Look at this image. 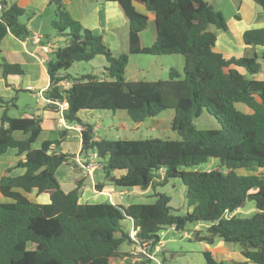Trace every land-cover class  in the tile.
Wrapping results in <instances>:
<instances>
[{
  "label": "trees",
  "instance_id": "obj_1",
  "mask_svg": "<svg viewBox=\"0 0 264 264\" xmlns=\"http://www.w3.org/2000/svg\"><path fill=\"white\" fill-rule=\"evenodd\" d=\"M47 1L55 15L52 35L64 45L53 50L47 41L42 44L51 51L44 98L57 110L66 102L64 121L83 128L79 156L86 159L94 153L105 181L120 191L145 190L179 179L187 212L173 215L170 198L163 194H154L155 201L147 205L81 204L82 179L65 193L55 178L57 169L75 156L59 150L61 140H45L32 148L42 132V120L34 115L7 116L15 98L5 101L0 96V156L8 150L23 156L0 178V195L11 201L0 203V264H114L131 260L133 253L142 256L133 264H155L149 258L160 253L155 247L162 232L198 223L206 228L204 233L193 232L195 242L212 245L220 239L236 245L245 261L264 264V80L255 79L260 72L257 57L225 59L214 51L216 35L208 27L226 33L222 14L206 0H106L117 4L128 25V52L114 56L98 36L68 15L61 0ZM251 1L264 12V0ZM133 2L153 15L155 40L146 48L140 46L139 35L148 17L137 12ZM0 3V42L7 34L25 41L29 32L19 21L23 9L16 1ZM242 41L247 47H264V28L245 31ZM132 55H180L182 76L171 68L163 80L126 82L124 71ZM97 56L106 62L99 76L69 75L73 64L89 63ZM0 70L4 88H12L8 77H24L18 64L5 60ZM117 110L136 126L173 110L170 128L180 139L94 140L93 125L77 117L79 111ZM203 111L219 129L196 130L193 120ZM15 133L24 138L16 140ZM208 159H217L219 166L202 172L182 169ZM13 169L24 172L11 177ZM114 172L122 174L115 177ZM19 191H36V196H47L48 203H33ZM247 200L255 211L242 218L237 213ZM124 245L132 249L130 253L121 250ZM201 254L203 264H222L209 251Z\"/></svg>",
  "mask_w": 264,
  "mask_h": 264
},
{
  "label": "crops",
  "instance_id": "obj_2",
  "mask_svg": "<svg viewBox=\"0 0 264 264\" xmlns=\"http://www.w3.org/2000/svg\"><path fill=\"white\" fill-rule=\"evenodd\" d=\"M14 1H16L17 5L21 9H23L24 15L26 16V18L21 23L25 25L27 31L29 32L28 37L35 34L40 37L41 44L45 43L46 41L48 42L47 36L50 33L52 34L51 22L55 19L54 11L49 2L47 0H9L10 3ZM61 1L68 15L74 21L81 24V26L90 30L95 36H98L102 43L111 51L114 56L127 54L128 25L116 3L106 0ZM222 1V3L230 5L229 10H226V12L224 9L219 11L225 20L227 32L223 33L217 30L216 32L212 31L216 35L214 51L221 54L225 59L240 57L250 58L255 56L258 58V62L263 61L262 56L264 55V47L245 46L242 41V34L247 30L264 28V12L251 0ZM133 6L137 12L145 14L148 17L147 27L143 32L140 33L139 42L142 48L149 47L153 44L156 35L153 15L146 12L144 6L140 3L133 2ZM28 37L25 39V41H19L11 34H7L0 42V63L2 60H5L10 64H18L23 70L24 77L22 78L24 87L19 90H29L30 92H33V95L36 97L38 102L37 107H35L33 110L36 112L35 115L42 120V130L49 131V134H55V138L53 137L52 139H44L43 141L61 140L59 150L63 153H68L66 151L71 143L76 144V152L71 153L75 156V158L69 162L71 163L72 169L69 167V163H65L62 164L55 172V178L61 189L67 193L74 188L77 180L82 179V189L79 198V202L81 204H101L102 202L106 201V204L126 207L129 203H122L123 197H126V201L129 200L126 191L116 190L111 185L101 183L98 176L100 173L99 171L88 172L84 169V166L88 163V159H85L84 157L81 158V156H79L81 146L80 135L76 130V126L79 125L67 124L56 107L51 105L44 98V91L47 89L48 79L46 76V66L42 64L41 60L45 55L49 57V53H51V51L44 55L39 46L33 45L29 41ZM151 57L152 59L164 60L169 59L168 57L171 56ZM105 65L106 62L103 58V62L100 63L99 67H91L89 69L90 73L87 71L86 75L97 76ZM171 68L174 69L169 63H167V66L162 67L159 71V78H167V73ZM181 70H183V65ZM144 72V70H141V72L137 71L135 74H129L128 77H125L124 72V79L126 82L139 80L146 81L143 78ZM261 76H264V69L260 65V72L255 76V79L264 80ZM9 78L11 77L7 78L8 85L17 90L15 85L9 81ZM151 81H156V79H151ZM62 85L67 87L69 83L63 82ZM0 86H2V80H0ZM12 88H6L9 95L13 91ZM14 107L16 108V105ZM80 113L81 111L77 113V117L79 119ZM93 118L94 116L90 115L89 119L85 120H92ZM154 124L157 125L155 122ZM136 127H139V125ZM95 131H97V128L93 125L94 135ZM94 140H97L95 136ZM41 142L35 149L40 147ZM10 151L11 154L9 156H4L7 152L0 156V178L6 174L5 171L7 169L14 168L18 161H23V156H17L15 150ZM23 172V169H13L9 173V176L17 177L22 175ZM80 172L86 173L87 179L83 177L80 179H76L75 177L72 178V174ZM121 174L122 173L120 172L113 173L115 177H118ZM99 184H104L101 190L95 188V186ZM64 188H66V190ZM19 192L22 193L21 191ZM22 194L33 203H48L47 196H36V191H32L30 194ZM119 195H121V197H119ZM9 202L11 201L0 195V203ZM171 231L173 230L170 229L167 230V232L162 233L163 236L160 238L158 247L160 253L162 252L161 248L163 247V242L165 243L166 241L172 240V238L175 237ZM199 244H201L202 251H209L213 255L214 259L222 264H253L243 259L238 248L230 247L223 242H214L212 245H207L205 243ZM131 250L132 249L129 248L128 253H130ZM114 264H133V262L128 258H124L123 260Z\"/></svg>",
  "mask_w": 264,
  "mask_h": 264
},
{
  "label": "rangeland",
  "instance_id": "obj_3",
  "mask_svg": "<svg viewBox=\"0 0 264 264\" xmlns=\"http://www.w3.org/2000/svg\"><path fill=\"white\" fill-rule=\"evenodd\" d=\"M9 2V0H7ZM215 11L220 10H229L230 5L222 3L223 1L219 0H206ZM52 10V9H51ZM49 14V13H48ZM51 14V12H50ZM26 16L20 17L19 21L22 22ZM209 31L216 32V29L213 26L208 27ZM48 44L52 45V49L56 50L57 48L63 47V43H59L60 40H56L54 36L50 33L47 36ZM166 58V57H164ZM169 59L158 60L152 59L151 56L148 55H132L129 56L128 65L125 68V77H128L129 74H135L137 71L144 70L143 78L146 81H151V79H163L159 78V71L162 67L167 66V63L171 65L174 69H176L179 74L182 76V65L183 58L180 55H175L168 57ZM176 58V59H173ZM103 62L102 57H96L93 61L89 63H75L68 70L69 75H86L87 71L91 67H99L100 63ZM167 62V63H166ZM261 67L264 69V60L259 62ZM1 73V70H0ZM90 73V71H89ZM166 77V76H163ZM264 79V76H261ZM166 79V78H165ZM9 81L13 83L17 90L21 89L23 86V78L11 77ZM7 92V93H6ZM0 95L5 101H10L15 98V101L12 102L16 105L11 104V106L7 110V116L12 118L24 117L25 115H34L37 117L33 109L37 107V99L33 95V92L30 91H21L11 92L8 94V90L6 88L0 86ZM11 103V102H10ZM2 115V110H0V116ZM90 115H93L94 118L92 120L89 119ZM174 117L173 110H165L160 113L154 119H146L139 127H136L134 123H132L126 113L122 110L117 111H81L80 119L83 122H87L91 125H94L97 128L95 131V138L105 139L108 141H116V140H128V141H137V140H145V139H166V140H179V136L171 130L170 123ZM157 123V125L154 124ZM193 125L196 130H214L219 129L220 126L218 122L205 111L201 113V115L193 120ZM13 137L16 140L23 139V135L21 133H15ZM55 138V134H49V131L42 130L38 140L32 145V148H36L39 146V143L44 139H52ZM68 154L76 152V144L71 143L67 151ZM11 151L8 150L5 157L9 156ZM89 154L94 155V153L90 152ZM88 154V155H89ZM95 156V155H94ZM95 161L99 160L97 158ZM70 162V161H69ZM72 169L71 163L68 164ZM219 166V161L217 159H208L205 163L200 164L198 166L190 167V168H182L186 171H209ZM100 172V171H99ZM239 174H252L248 171H239ZM99 181L101 183H106L109 185L104 179V175L102 172L99 173ZM80 179L85 178L86 173H74L72 174V178ZM66 190V188H64ZM126 194L129 198L126 201V197H123L122 203H132L139 205H147L151 204L155 201L154 194H163L170 198L169 206L171 208V213L176 216H183L187 212L186 204H185V187L181 183L179 179H168L165 184L156 185L154 188L149 187L145 190L140 188H129L126 189ZM10 201V200H9ZM102 203H107L106 201ZM255 211L254 203L252 201L247 200L245 202L244 207L238 211L237 215L245 218L251 216ZM123 226L126 229H129V223L124 221ZM206 228V224L198 223L196 225L191 224L185 226L182 231H171L174 234V238L172 240L163 242V247L161 248L162 252L156 254V259L159 260L161 264H203L202 258V248L201 244L195 242L193 240V232L196 230L204 233ZM170 230V229H167ZM165 230L162 233L167 232ZM183 233H187L188 238L183 237ZM163 235H160V238ZM215 242L222 243L223 241L220 239H216ZM224 243V242H223ZM230 247H236L233 244H227ZM29 248L32 246L29 244ZM121 250L125 253L129 252V248L127 246H123Z\"/></svg>",
  "mask_w": 264,
  "mask_h": 264
},
{
  "label": "built area",
  "instance_id": "obj_4",
  "mask_svg": "<svg viewBox=\"0 0 264 264\" xmlns=\"http://www.w3.org/2000/svg\"><path fill=\"white\" fill-rule=\"evenodd\" d=\"M1 10H2V5L0 3V11ZM28 39H29V41L33 45L39 46V48L41 49V51L43 52L44 55L45 54H48L50 52V49L48 47L43 46L41 44V39H40L39 36L33 34L30 37H28ZM48 60H49V57L45 55L42 58L41 62H42V64H44L46 66ZM67 108H68V106H67V103L66 102H63V103L59 104L58 105V112L60 113V115H62L63 111L66 110ZM76 130H77L78 133H80L83 130V128L81 126H76ZM87 159H88V163L84 166V169L86 171L92 172V171H100L101 170L102 166H101V164L98 161H95L94 160L95 159V156L94 155L89 154L88 157H87ZM119 197H121V195H119ZM133 235H134V233H131V236H133ZM183 237L184 238H188L187 233H183ZM147 244L148 243L143 242V246L144 247L147 246ZM155 252H159L158 246L155 247ZM136 254L137 253L131 254V256H132V259L131 260H132L133 263L135 261H137V258H141L142 257L141 255L140 256H137ZM149 259L152 260L155 264H161L158 260H156L154 258V256H150Z\"/></svg>",
  "mask_w": 264,
  "mask_h": 264
}]
</instances>
